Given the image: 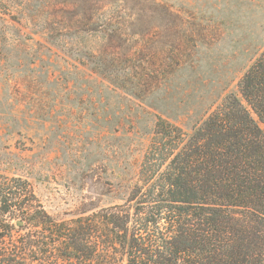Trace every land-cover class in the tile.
I'll return each instance as SVG.
<instances>
[{
	"label": "rangeland",
	"instance_id": "1",
	"mask_svg": "<svg viewBox=\"0 0 264 264\" xmlns=\"http://www.w3.org/2000/svg\"><path fill=\"white\" fill-rule=\"evenodd\" d=\"M264 52V0H0V174L70 220L122 205L158 118L187 132Z\"/></svg>",
	"mask_w": 264,
	"mask_h": 264
},
{
	"label": "trees",
	"instance_id": "2",
	"mask_svg": "<svg viewBox=\"0 0 264 264\" xmlns=\"http://www.w3.org/2000/svg\"><path fill=\"white\" fill-rule=\"evenodd\" d=\"M238 92L191 132L158 118L122 205L57 220L0 174V264H264V52Z\"/></svg>",
	"mask_w": 264,
	"mask_h": 264
},
{
	"label": "water",
	"instance_id": "3",
	"mask_svg": "<svg viewBox=\"0 0 264 264\" xmlns=\"http://www.w3.org/2000/svg\"><path fill=\"white\" fill-rule=\"evenodd\" d=\"M17 227H21L23 225V223L21 221L16 223Z\"/></svg>",
	"mask_w": 264,
	"mask_h": 264
}]
</instances>
